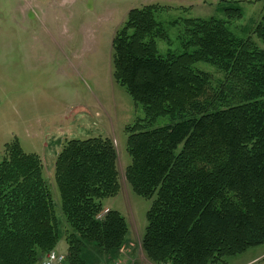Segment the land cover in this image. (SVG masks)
Returning <instances> with one entry per match:
<instances>
[{"label":"trees","instance_id":"trees-1","mask_svg":"<svg viewBox=\"0 0 264 264\" xmlns=\"http://www.w3.org/2000/svg\"><path fill=\"white\" fill-rule=\"evenodd\" d=\"M239 3L218 10L238 19ZM166 8L130 9L111 43L113 79L144 111V121L125 128L124 177L150 200L141 248L151 263L218 264L264 243V49L212 15L184 18L180 50L160 52L157 41L168 35L156 16ZM253 33L264 44V12ZM198 62L223 79L214 85ZM160 117L172 123L149 127ZM54 180L63 229L41 158L17 138L4 144L0 264H40L61 232L65 264L115 262L129 228L117 209L104 208L121 189L113 141L66 140Z\"/></svg>","mask_w":264,"mask_h":264},{"label":"rangeland","instance_id":"rangeland-1","mask_svg":"<svg viewBox=\"0 0 264 264\" xmlns=\"http://www.w3.org/2000/svg\"><path fill=\"white\" fill-rule=\"evenodd\" d=\"M236 1L0 0V156L4 144L17 138L24 152L41 158L62 229L65 224L54 180L57 154L72 138L109 137L117 153L121 189L104 200V207L117 209L129 228L128 242L115 261L153 264L141 248L150 200L136 195L124 177L130 163L125 128L144 121V111L113 79L112 39L130 9L157 3L167 7L156 16L168 35V42L157 41L160 52L180 50L178 35L184 18L212 15L228 20L234 34H250L264 49L253 33L264 12V0H239L238 19L218 10ZM173 20L178 23L172 24ZM194 66L209 72L214 85L223 79L213 66L204 62ZM171 123L169 117H160L149 127ZM64 236L61 232L57 252L65 253ZM218 264H264V243Z\"/></svg>","mask_w":264,"mask_h":264},{"label":"built area","instance_id":"built-area-1","mask_svg":"<svg viewBox=\"0 0 264 264\" xmlns=\"http://www.w3.org/2000/svg\"><path fill=\"white\" fill-rule=\"evenodd\" d=\"M107 210H104L106 212ZM40 264H65V257L62 253L57 252L56 250L48 251L44 257L41 259ZM111 264H122L118 261H115Z\"/></svg>","mask_w":264,"mask_h":264},{"label":"crops","instance_id":"crops-1","mask_svg":"<svg viewBox=\"0 0 264 264\" xmlns=\"http://www.w3.org/2000/svg\"><path fill=\"white\" fill-rule=\"evenodd\" d=\"M105 209H112L110 206L105 205Z\"/></svg>","mask_w":264,"mask_h":264}]
</instances>
